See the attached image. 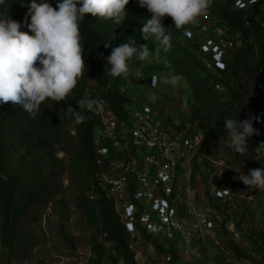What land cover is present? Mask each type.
<instances>
[{
  "label": "rangeland",
  "instance_id": "obj_1",
  "mask_svg": "<svg viewBox=\"0 0 264 264\" xmlns=\"http://www.w3.org/2000/svg\"><path fill=\"white\" fill-rule=\"evenodd\" d=\"M218 4L224 5L221 0H211L210 6ZM211 13L214 18H218L214 11ZM146 20L144 16L137 17L141 26ZM171 25L172 20L169 17L164 26ZM199 25L200 21L197 19L195 24L186 26V29L195 30ZM209 25L211 27L208 30L194 33L192 38L187 37V30H177L174 26L169 27L167 31L170 34V41L173 42L171 47L176 49L184 60L194 63L207 75L219 77L216 70L211 67V55L201 50V45L208 37L221 38L219 34L213 35V24ZM227 28L230 44L226 45L225 49L227 53H236L243 43L241 32L234 31L228 26ZM152 41L158 45L154 39ZM169 56L170 53H161L158 58H150L146 62L133 59L128 74L137 77L135 73L147 76L153 72L160 78L177 75L179 77L177 86L161 82L156 94L163 102L181 103L187 112L184 115L190 125L202 131L208 130L210 134L212 130H216L217 140L210 143L208 151L217 157L222 156L227 161L225 168L215 167L214 178L213 172L201 175L193 196L194 210L191 213V223H197L196 213L206 212L209 217L215 219L216 235L214 238L203 236V241L198 239L191 254L179 256L176 264H264V191L248 189L237 178L239 173L235 170L240 168L242 173L248 174L249 169L264 167V148H259L264 139H248L252 146H248L247 151L240 155L227 149L230 147L228 133L223 128L211 122L193 123L189 117L187 118V115H191L193 107V86L187 75L173 70ZM133 81L141 88L142 84H146L144 79L138 81L134 78ZM96 85L95 80L88 81L85 97L92 96ZM96 92L99 96L100 92ZM100 103L101 101L98 104ZM69 106L72 107L69 101L55 102L52 106L51 103L45 105L48 118L51 117V111L59 112L60 121L64 123L62 132L59 138L57 136L54 138L52 146L35 149L28 156L29 161L24 162L27 164L25 165L27 171L39 170L44 178H51L54 175L56 194L49 203L34 207L29 218L22 219L19 233H22L23 237L18 238L11 247L3 224V214L0 213V264H126L117 252L114 242L103 232L102 224L92 218L91 210L95 211L94 214L99 218L100 212L95 201L87 205L86 197L89 193H84L78 182V178L83 177L81 174L83 163L78 166L76 173L74 172L76 159L71 147L73 141L77 142V137L75 123L70 122L71 116L66 113ZM39 157L44 159L39 160ZM221 170L224 171L220 172ZM216 187L229 189L228 195L220 200L217 207L210 204L213 202L212 193ZM208 208H211L210 211ZM233 245H237L248 258L239 259ZM137 247L146 264L158 262L161 253L155 247L151 236L143 234ZM132 251L138 264L136 260L138 252Z\"/></svg>",
  "mask_w": 264,
  "mask_h": 264
},
{
  "label": "trees",
  "instance_id": "obj_2",
  "mask_svg": "<svg viewBox=\"0 0 264 264\" xmlns=\"http://www.w3.org/2000/svg\"><path fill=\"white\" fill-rule=\"evenodd\" d=\"M27 2L28 0H5V3L0 5V13H8L13 20L20 22V30L23 32L28 31L24 24ZM48 2L55 6L56 0ZM23 3L25 6L21 5ZM209 8H212L221 25L224 23L232 30L240 31L243 41L236 53L228 54L226 69H215L219 77L207 75L194 63L184 60L179 52L171 47L172 40L169 42L168 51L161 49L160 54L170 53L173 70L187 75L192 83L194 99L189 117L193 123L211 122L226 131L225 119L243 121L254 115L260 117V122H253V127L260 135H253L248 139H264V0H258V3L247 10L231 8L230 0L224 5L218 4ZM126 11L127 18L121 24L101 21L91 14L85 15L81 25V44L84 47L86 69L67 99L82 117L79 122L73 117L70 118V122L75 123L77 137V142L73 141L71 148L76 159L75 173L83 163V177L78 178V182L84 193H89L93 184L96 186L97 198L92 200L89 195L86 197L87 205L95 201L100 212L99 218L94 214L95 211L91 210L92 218L102 224L103 232L114 242L125 263L137 264L135 254L130 249V235L120 220L114 203L106 196L99 183L93 180L96 168L94 130L101 123L99 101L108 102L117 116L124 117L123 97L117 89L120 77L106 75V58L111 54V48H105L104 44L109 43L115 47L134 36L139 44L148 43L152 49L159 46L153 43L154 38L148 41L142 39L143 26L137 21L138 16L150 19L151 13L140 7L138 0H130ZM245 15H248L247 20ZM168 20L169 17L165 18L163 23ZM247 22L250 25H247ZM99 53H103V58L98 57ZM89 80H95L97 85L92 96L87 98L85 96ZM218 84L226 88V94L217 89ZM96 91L100 92L99 96ZM82 98L97 101V104L93 109L79 108L77 102ZM47 103L50 102L45 105ZM45 105L42 106L41 114L35 118L30 117L20 106H13L11 103L0 105V213L3 214V224L10 247L18 238L23 237L22 233H19L22 219L29 218L34 207L49 203L56 194L54 175L44 178L39 170L27 171V164L24 163L29 161L28 156L35 149L52 146L54 138H59L62 132L64 123L60 121L59 112L51 111V117L48 118ZM211 132L212 134L206 130L207 135L216 141L217 131ZM247 142L252 146L250 140ZM227 149L232 151L231 147ZM42 159L44 157H39V160ZM211 204L217 207L216 203ZM153 240L159 253H167L157 239ZM233 250L239 259L248 258L237 245H233ZM173 258V261L178 259L176 253Z\"/></svg>",
  "mask_w": 264,
  "mask_h": 264
},
{
  "label": "built area",
  "instance_id": "obj_3",
  "mask_svg": "<svg viewBox=\"0 0 264 264\" xmlns=\"http://www.w3.org/2000/svg\"><path fill=\"white\" fill-rule=\"evenodd\" d=\"M230 2L233 9L247 10L258 0L255 3L252 0ZM212 11L209 8L199 17L200 25L195 30L188 29L186 35L192 38L194 33L208 30L212 23L213 35L219 34L221 38L208 37L201 50L211 55V67L225 70L229 54L225 47L230 44L228 28L213 17ZM247 17L245 15L246 20ZM138 74L135 73L137 77L134 74L122 76L117 82L118 92L123 97V118L114 113L108 102L98 105L101 123L94 130L93 180L114 203L130 235V248L138 252L143 234L151 236L167 250L156 264H176L174 253L178 257L189 256L198 239L203 241V236L216 235L215 219L206 212L196 213L197 223H191L193 196L201 175L213 172L214 178L215 167L225 168L227 161L208 151L214 139L187 122L181 103L163 102L156 94L161 84L156 73ZM134 78L144 79L146 84L137 87ZM216 87L226 92L222 84ZM214 189L212 199L218 205L228 193L219 187ZM89 196L92 200L97 198L94 184ZM136 260L138 264H146L139 252Z\"/></svg>",
  "mask_w": 264,
  "mask_h": 264
},
{
  "label": "clouds",
  "instance_id": "obj_4",
  "mask_svg": "<svg viewBox=\"0 0 264 264\" xmlns=\"http://www.w3.org/2000/svg\"><path fill=\"white\" fill-rule=\"evenodd\" d=\"M256 0H252L255 3ZM5 0H0L3 5ZM130 0H56L55 6L48 0H28L24 24L28 31H21V23L8 13H0V105L11 103L20 106L30 117L41 114L46 102L60 103L77 87L86 69L84 47L81 44V25L86 14L101 21L121 24L127 18L126 6ZM140 7L151 13L141 29L144 41L154 38L157 47L139 44L134 36L111 48L106 58L105 72L111 77L127 76L130 62L135 59L146 62L158 58L161 49L168 51L170 34L167 29L187 30L209 10L211 0H138ZM25 6V3L21 4ZM170 17L172 25L165 27L164 19ZM103 58V53L98 54ZM139 76V74L137 73ZM179 77H161V82L177 86ZM97 101L82 98L79 108L93 109ZM66 113L79 122L82 117L69 106ZM260 117L225 119V129L231 149L243 155L248 149V138L260 135L253 122ZM259 148H264L261 143ZM238 179L248 189L264 191V167L249 169L248 174L235 169ZM229 190V189H225Z\"/></svg>",
  "mask_w": 264,
  "mask_h": 264
}]
</instances>
